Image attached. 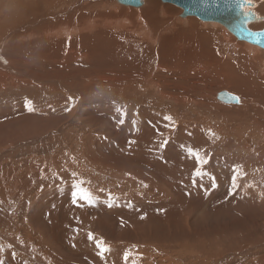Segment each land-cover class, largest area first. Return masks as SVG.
Returning a JSON list of instances; mask_svg holds the SVG:
<instances>
[{"label": "rangeland", "instance_id": "rangeland-1", "mask_svg": "<svg viewBox=\"0 0 264 264\" xmlns=\"http://www.w3.org/2000/svg\"><path fill=\"white\" fill-rule=\"evenodd\" d=\"M256 9L252 11L263 22L252 26L264 23V17ZM193 19L197 31L214 26ZM214 27L224 29L218 24ZM223 31L229 36L226 29ZM157 54L153 51L154 57ZM227 59L233 62L232 58ZM151 64L141 66L136 73L155 74ZM35 67L27 68L29 78H21L26 85H19L20 89L5 80L11 75L9 69L0 68L3 73L0 74L3 81L0 82V264L22 262L21 251L28 247L33 258L29 256L32 260H28L23 256L26 264H38L37 260L44 264H264L260 262L264 260V252L259 250L260 256L257 247L252 246L247 252L240 250L244 243L264 238V219L261 220L264 218V180L257 173L264 170V162L258 159L262 152L258 157L255 149L257 142L262 143L248 141V146H254L250 150L231 142L230 149L219 140L222 134L219 128L227 123L228 110L238 104L222 103L214 95L222 90L236 95L237 81L229 82L226 76L212 69H206V75L197 76L192 67L187 71L190 83L186 84L181 69L166 70L161 74L162 80L165 75L169 76V84H173L169 88L173 90L164 91L175 92L176 96L194 94L191 96L194 100L204 94L203 99L199 98L204 109L191 110V103L184 107L188 102L180 107L173 101L159 103L158 96L153 97L154 103L145 102L152 113L132 115L140 105L134 98L117 99L116 103L95 98L60 104L61 99L53 93L33 91L31 86L46 84L42 81H48L52 73L48 67ZM46 74H50L48 78ZM225 75L229 76V72ZM33 78L42 81L36 82ZM229 83L234 91L227 88ZM176 87L178 91H174ZM89 107L90 115H86ZM124 107L131 109L130 115L124 113ZM95 118L103 121H94ZM192 121L199 126L197 130H190ZM126 123L133 126L122 129L121 125ZM248 134L249 137L242 138L230 133L229 137L247 142L254 135ZM247 153L252 156L245 163L242 156ZM248 173L253 179L252 184L248 182L250 191L244 188L239 193L241 181L247 179ZM229 191L233 196L239 193L242 201L238 205L223 206L230 200ZM99 242L101 247L97 246ZM260 246L259 249L264 247ZM206 253L209 256L205 257Z\"/></svg>", "mask_w": 264, "mask_h": 264}, {"label": "bare ground", "instance_id": "bare-ground-1", "mask_svg": "<svg viewBox=\"0 0 264 264\" xmlns=\"http://www.w3.org/2000/svg\"><path fill=\"white\" fill-rule=\"evenodd\" d=\"M253 1L257 3V5L252 2L250 3L255 4L256 6H254L257 9H252H256L257 14L264 17V0ZM247 2L249 3V1ZM178 10L182 11L181 9ZM178 10L171 6L160 4L159 0H144V2L142 0V5L139 8L122 6L117 3L116 0H0V68L9 69V74L11 75L8 76L7 79L5 78V80H10L13 87L15 85L19 87V85H26L25 82H22L24 79L22 80L21 78H29V76L26 75L28 74V67L29 69H32L30 68L32 66L48 67L52 70V73H50L51 75L49 74L50 79H47L48 81H42L41 78H35L37 80L36 81L33 78L36 82L42 81V83L46 84L34 85V83V86H30L33 91L53 93L57 99H61L60 104H71L73 100L76 102L77 100L80 102L84 100L89 101L95 98H99V100L105 99L109 102L112 101V103H116L117 99L129 101L130 98H134L135 101H139V108L137 107L134 112H132L131 109L124 107V113L127 115H130L131 112L132 115L143 114L144 112H147V114L148 112L152 113L153 110L146 106L145 102L152 100L154 103L155 98L153 99V97L157 98L158 96L159 99L157 101L159 103L165 100L173 101L180 107L183 106L182 103L188 102L184 105V107L189 106L191 103L193 107L191 110H194L195 108L204 109V106H202L201 103L202 100L199 99H203L204 94L202 97H195L198 98L196 99L197 101L191 99V96L193 97L194 94H184L186 91L183 93L184 95L176 96L174 94L175 92H169L170 90H173L169 88L170 85H173L169 84L171 78L165 75V80L163 78V82L161 74H163L164 71L166 72V70L181 69L184 74L182 77L187 79L185 82L188 84L190 82H188L187 71L192 67H194L196 72H198L197 76H199V74L206 75V69H212L213 72L218 71L217 74L220 73L223 76H226L229 82L230 80L237 81L236 88L239 90H232L233 87L231 86V83H229L230 87H227L229 86L228 84L226 87L234 91L236 95L229 93V91H220L235 96L238 103L234 104L238 105L231 106V103L229 104L231 108L228 112L230 111V113L226 115L228 121L222 125V128H219L222 132L219 140H221L223 146H229L230 149L232 146L231 142L236 144V146L237 144H241L243 145L242 148L250 149L253 145L250 144L251 147L248 146V141L253 142L258 140L262 144L255 142L257 145V148H255L257 149L256 153H258L259 157V154L262 152V155L260 154L258 159H260L261 162H264V52L257 46H253L245 42L244 44L241 41V43L233 41L234 38L232 39L230 34L228 36L223 31L224 29L221 30L218 29L219 27H214L217 25L214 23H207L214 24L212 28H209L211 30L204 29L201 26L203 30L197 31L198 29L195 24V20L193 19L195 17L191 19H188V17L187 19L181 18L182 13ZM198 20L199 19L196 21ZM260 21H262V18ZM255 23L257 24V22ZM204 24L201 25L206 28V25ZM252 24L249 25V29L252 31H260L264 27V23H260L261 25L259 26H252ZM227 49L230 50H228L227 53H224V50ZM153 51L158 52V57H154ZM227 57L232 58L233 62L231 63L228 61ZM234 62L237 64H234ZM148 63L153 64L152 70H156L155 74H153V72L145 73V71L144 75L136 73L137 70L141 69V66H145L146 64L148 65ZM73 64H75V68H73ZM37 67L35 68L37 69ZM62 68H65V70L60 71ZM46 71L48 70L46 69ZM168 72L170 75L173 74L170 71ZM227 72H229V76L225 75ZM231 72L234 73L233 76H231ZM0 74L2 75L3 73ZM59 74L62 75V78L58 77ZM49 75H47V78ZM1 81L2 80H0V82ZM182 85H184V82ZM166 88L169 90L168 93L164 91ZM18 89H20V87ZM28 91H30V89ZM174 91H178V89ZM217 92L219 93V91ZM211 95H213V93ZM163 106L164 105H162V107ZM70 108L72 109V106ZM56 109L57 108H55V110ZM60 109L62 110V108ZM80 110L82 111V109ZM89 111H91L90 107L89 109H86V115H90ZM94 112L101 111L95 110ZM94 112L91 113V115L94 114ZM53 113L54 112L51 114ZM60 114H62V112H60ZM193 115L196 116V114ZM87 119H89V117ZM97 120L101 122L103 121L98 118H95L94 121ZM220 120H222L221 116ZM198 122L200 125L201 121ZM90 123L92 124V120H90ZM191 124L193 126L190 130L193 131L199 128L197 123L192 121ZM132 126L133 125L126 123L121 125V128L130 129ZM203 126L206 127L205 125ZM228 133H234L235 135L238 134L239 136L241 135L242 138L249 137L250 134L248 133L254 135L248 139L247 142H241L237 141L235 138L233 139V137H229ZM2 148H6V146ZM235 151H237V149ZM255 151L252 150L251 152L254 153ZM245 156H242V158H244V162L246 163V158L252 155L247 153ZM229 161L231 162V160ZM229 161H227V163ZM239 168L240 171L243 172L242 165ZM226 169V172H228V168ZM230 169L235 171L234 168L230 167ZM258 172L259 176L262 174L261 177L264 180V170L260 169L257 173ZM230 173L232 172L230 171ZM235 173L237 172L235 171ZM224 175L226 176V174ZM243 175L245 176V174ZM251 176L252 175L250 174L246 177L247 179L245 181H241L242 184L241 189H239V193L243 190L245 191V189L246 191L249 190L248 184H252L253 180L251 179ZM222 179L220 181H222ZM223 182L225 183L224 180ZM229 182L231 183V181ZM227 183L226 186H228ZM225 189L223 188L222 190ZM255 189L256 188H254V190ZM236 193H238V191H236ZM239 193L237 196H233L234 194L229 191L228 196L230 197V200H228V202L224 201L228 204L224 203L223 206L228 207L231 206L230 204H233V206H235L234 204L238 205V203L242 201L238 198ZM249 208L251 211H255V209L252 210V207ZM245 211L247 213L246 209ZM251 211L250 213L254 212ZM259 212H261V210ZM263 219L264 218L261 220ZM262 237L259 238V240L250 241L255 243L251 246L248 245L250 242H246V244L244 243L240 250L243 249L247 252L249 249L251 250L250 247L255 246L258 248V254L261 256L262 253L259 252V250L264 252V247L259 249L261 247L260 245L264 246V238ZM9 242L16 244V247L19 248L17 243L13 242V240ZM22 247L19 249L20 251L22 250ZM28 248H23L21 251V259L24 264H26V261H24L23 256L27 258L30 254H32ZM204 256H209V254L206 253ZM30 257L33 258V256ZM221 257L223 258V256H220L219 258L221 259ZM32 258L27 259L32 260ZM217 258L215 255V259ZM22 262L9 261L7 264H23ZM30 262L32 263V261ZM36 262L38 264H44L41 260H37ZM260 262L264 263V260H260Z\"/></svg>", "mask_w": 264, "mask_h": 264}, {"label": "water", "instance_id": "water-1", "mask_svg": "<svg viewBox=\"0 0 264 264\" xmlns=\"http://www.w3.org/2000/svg\"><path fill=\"white\" fill-rule=\"evenodd\" d=\"M122 6L139 8L142 0H116ZM182 10L181 18L195 17L204 23L222 26L237 41L264 50V29L252 31L249 25L261 20L253 11V4L246 0H161ZM247 9V10H245ZM215 98L220 102L238 103L235 96L219 92Z\"/></svg>", "mask_w": 264, "mask_h": 264}, {"label": "snow or ice", "instance_id": "snow-or-ice-1", "mask_svg": "<svg viewBox=\"0 0 264 264\" xmlns=\"http://www.w3.org/2000/svg\"><path fill=\"white\" fill-rule=\"evenodd\" d=\"M29 110H31V108H30ZM86 198H87V197H86ZM89 199H90V198H89ZM89 238H90V239L92 238L91 235L89 236ZM101 244H102V242H99L97 246H98V247H101ZM101 250L104 251V250H106V249H103V248H102Z\"/></svg>", "mask_w": 264, "mask_h": 264}]
</instances>
